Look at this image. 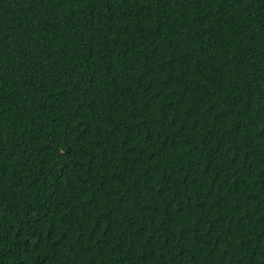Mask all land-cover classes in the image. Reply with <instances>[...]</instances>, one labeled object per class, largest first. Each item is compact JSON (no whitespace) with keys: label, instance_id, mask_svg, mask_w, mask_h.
<instances>
[{"label":"trees","instance_id":"trees-1","mask_svg":"<svg viewBox=\"0 0 264 264\" xmlns=\"http://www.w3.org/2000/svg\"><path fill=\"white\" fill-rule=\"evenodd\" d=\"M0 264H264V0H0Z\"/></svg>","mask_w":264,"mask_h":264}]
</instances>
